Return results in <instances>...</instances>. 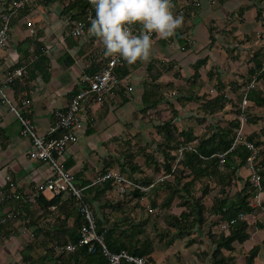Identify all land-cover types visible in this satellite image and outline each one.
Masks as SVG:
<instances>
[{
	"label": "trees",
	"instance_id": "16d2710c",
	"mask_svg": "<svg viewBox=\"0 0 264 264\" xmlns=\"http://www.w3.org/2000/svg\"><path fill=\"white\" fill-rule=\"evenodd\" d=\"M9 1L5 2V8L0 11V24L2 22L1 14L7 11ZM178 1L172 0L174 3H178ZM42 2H44V6H50L55 2H66L59 15L68 18L69 24L73 25L75 21H84L86 32L90 27L89 17H95V9L89 0H42ZM181 2V6L176 9V13H182L183 11L181 15L185 20L192 15V4L187 3L185 0H181ZM30 13L31 8L25 3L24 7L13 16L12 29L19 22L27 26L28 22L25 17ZM141 30L142 26L140 24L133 26V31L136 34H139ZM176 31V37L186 49L188 41L184 32L180 31V28ZM43 33L44 29L35 30L30 36L19 42L21 62L18 65L24 66L26 73L15 79L13 83V94L17 100L30 98L31 89L34 87L32 82L37 77L41 76L46 82L51 78V57L48 54L44 40L41 38ZM65 35V41L69 48L80 47L79 54L81 55L83 45L68 32ZM87 38L90 42L99 40L90 34H87ZM211 40L212 42L215 41L212 33ZM63 57L66 61H64L65 64L70 66L75 63V58L69 50L66 51V55ZM111 58L112 56L105 55L103 44L99 45L91 55L85 56L83 73L93 75L103 71ZM251 60L253 65L249 69V77L246 83L251 84L254 81L255 84L247 90V99L252 101L255 106L264 107V51L256 52ZM154 61L147 66V70L151 75L149 82L152 87L147 88L143 96L144 106L141 111L146 114L164 101H170L162 92V86L157 82L159 74H155V69L159 70V68L155 63L156 61ZM205 61L206 59L198 60L195 66V74L192 75L193 89L189 97L182 95L179 98L181 102H187L191 99L200 101L203 97L199 95L202 83H197V81L200 76L198 69ZM157 62L160 61L157 60ZM115 71L120 78L124 79V76L129 73V66L126 63L123 66L118 65ZM180 75L179 71L175 72L176 77ZM218 82L220 81L218 80ZM85 85L87 87V82H83V86ZM167 87L170 89L171 84L168 83ZM178 88L183 89L182 87ZM77 91L72 92L71 96ZM128 91L127 85L121 84L116 89V98L121 96L124 97L125 102L128 101ZM236 91L240 93L237 102H234L233 99H230L219 90L217 96L200 105L201 110L206 112V115L203 114L202 118H199V122L203 124L207 122L208 115L216 117L217 112L224 110L231 103L237 116L230 120L227 126H221L214 121H210L206 124L204 130L197 135L194 132V127L180 128L178 126L176 118L179 113L173 109L174 114L171 118L160 124H155L156 131L161 136V139L157 141V150L160 151L163 159L159 161L155 158L154 152H147L145 148L142 150V154L145 156V164L151 167L153 172L162 173V175H173V180L168 177L164 181L155 184L151 190V192L153 191L152 197L148 198L146 204L148 212L156 213L159 209L170 208L173 206L174 201L179 199V206L183 209L180 214H173L167 220V232L177 230L180 237L186 235L191 237L187 242L189 246L196 243L202 244L205 238H208L212 243L211 248L201 251L200 255L205 261L197 264L235 263V243H243L251 237V224L247 215L255 214L256 209L252 205V201L258 193L264 192V140H262L261 134L253 131L247 136V140L253 142L259 148L255 161L258 173L261 176L262 189L255 185L251 174L244 176L241 173L242 169L247 166V159L252 151L245 144H240L231 149L235 130L240 127L241 122L238 115L241 113L242 100L245 95L241 85L236 87ZM250 109L251 107L247 106V121L257 123L261 117L252 114ZM182 145L190 146V148L184 150V156L178 162L177 152ZM126 152H121V158H117L113 154L107 156L104 159L103 168L98 174L115 169L112 165L117 164L120 167L119 171L127 178L137 183L150 184L153 178L149 173H145L142 164L134 160L132 152H127V155ZM222 153H226L223 163L219 156ZM124 154L126 160L123 159ZM175 166L176 169H174ZM66 167L69 168V165L67 164ZM138 174L142 175L138 176ZM79 179L81 177H75V182L80 187H86L84 193L95 209L100 231L105 232L109 248L113 251L126 249L133 255L145 257L149 264H157L152 255L155 252L152 241L147 239L141 243L140 239L137 238L142 232L145 233V230L141 227L142 224H137L128 219L125 212L127 210L125 199L113 204L114 201L107 197L109 191L117 188L115 182L111 179L92 185L91 179L83 181ZM236 179L242 182V186L231 194L230 187L236 185ZM214 183L219 186V190L217 194L212 195L213 189L217 187L213 186ZM128 194L132 198L138 199L135 203L136 207H144L142 203L144 193L141 190L130 187L124 193L125 196H128ZM210 195L213 196V203L208 206L206 201L210 198ZM27 205L25 203V208ZM29 206V209L20 212L19 217L23 219L26 227L37 225V229L42 231L46 238L38 239L36 237L25 245L21 255L26 264H108V260L100 247H97L94 252H90L86 245H79L75 251L69 253L57 250V245L68 242L78 243L79 231L84 222L76 202L66 191L55 195L50 200L43 195L38 196L29 203ZM148 206L153 208L154 211H149ZM47 218L49 221L47 224H43L44 219ZM111 220H114V222L111 223ZM256 225L262 226L263 224L256 220ZM3 227L5 226L0 224V233ZM6 228L9 232L16 230V227L11 224ZM118 229L121 232L117 233ZM201 234L205 236L201 237ZM226 251L227 253H225ZM259 251L260 245H254L245 255L246 264H255ZM123 264L133 263L124 261Z\"/></svg>",
	"mask_w": 264,
	"mask_h": 264
},
{
	"label": "crops",
	"instance_id": "0c3cea01",
	"mask_svg": "<svg viewBox=\"0 0 264 264\" xmlns=\"http://www.w3.org/2000/svg\"><path fill=\"white\" fill-rule=\"evenodd\" d=\"M185 1L192 4V15L184 20L180 31L184 32L188 47L184 49V45L179 42L176 37L177 31L167 39L159 38L153 33L151 34L153 44L149 58L146 61L138 60L134 64H128L125 61L126 65L129 66V73L124 76V80L128 86L132 87L127 92L129 99L125 102L124 97L120 96L104 103L89 105L88 116L93 118V122L79 133L78 141L69 145L64 154L65 165H69L68 169L74 177H81L79 180L82 181L86 179L93 181L96 174L103 168V165L100 167L95 166L88 157L96 154L99 157V161L102 164L104 163V159L107 156L100 157L99 150L101 146L106 145V147H109L113 143L117 145V142L120 141L119 139L122 138L121 131L118 132L114 129L117 124L121 123L122 126L124 125L123 133L130 138L143 130V128L139 129L141 125L137 127L136 123H132L133 121L129 122L131 118L135 121L143 122V119H145L147 123H155L151 118L155 111H148L146 116L141 111L144 106L143 96L145 90L152 87L149 82L151 75L147 70L150 62L155 60L156 62H154L159 68V70L155 69V74H159L157 82L162 86V92L165 95H176L174 98L176 100H170V102L175 103V106L178 103L184 104V102L180 101L181 95L176 94L173 88H178L177 86H180V83L187 84L188 93L184 94L188 97L190 96L194 83L192 75L195 74V66L200 59H206L205 63L198 69L200 76L197 81V83H202L199 95L203 97L200 101L188 100L189 108L195 105L200 106L210 98L217 96L219 90L230 99H233L234 102H237V100L239 101L240 93H237L236 87L241 85L244 92L249 88L250 84L246 82L249 77V69L253 65L251 57L256 52L264 51V0ZM0 2L4 3V0H0ZM181 3V0L178 3L172 2L174 6L172 11L175 15L183 13V11L182 13H176V9L181 6ZM48 8L50 9V6ZM48 8L46 10L50 11ZM46 10L45 12H47ZM50 15V18L53 19L52 12H50ZM27 22L28 25L24 27L19 23L14 25L12 39L8 46L0 51L1 78L4 77L7 69L19 67L18 63L21 62V53L18 48L19 42L32 34L30 31L34 29L33 25H35V22H31L29 18ZM44 31L41 38L44 40L48 54L51 57V78L46 82L39 76L32 82L34 87L31 89V104L25 109L26 113L34 121L39 134L48 132L54 111L65 107L71 98L72 92L83 86L82 77L85 67L84 56L80 57L79 54L80 47L68 49L64 44L66 43V35L61 38L59 36L51 38L48 29L44 28ZM211 33L214 34V42L211 40ZM52 40L56 42L50 43ZM60 49L62 51L69 50L75 58V63L70 66L65 64V58L61 54L60 57L57 55ZM74 52H78L79 59ZM82 52L83 50L81 54ZM157 60L160 62H157ZM176 71L180 72L183 79L175 76ZM185 79L188 80L186 81ZM208 80H210L211 86L210 84L208 85ZM168 83L171 84V91L167 87ZM10 91L12 94V90ZM166 97L168 98V96ZM164 105L165 101L159 105V108H161L160 106L164 107ZM249 105L251 106L252 114L264 117V107L255 106L252 101H250ZM234 110L232 104L229 103L224 110L217 112V115L220 119H223V116L226 118L230 114H235ZM200 111L206 115V112L201 110V108ZM187 113L181 111L176 118L177 121H183ZM140 116L143 119L139 120L137 118ZM192 117L195 119L194 116ZM212 119L216 118L208 115L207 122L200 124V126L205 127ZM184 126L181 128H184ZM191 127H194V132L197 135L203 131L199 127ZM256 131L260 134V130ZM261 137L264 138L263 135ZM81 139L85 140L82 142ZM79 143L82 145H79ZM32 147L31 138L21 134V125L17 116L0 99V190L7 185V177H10L16 183L17 190L22 196L20 199L9 200L0 206V217L6 214L9 216V213L12 217L5 223L0 222L1 225L5 226L0 233V264H24L25 261L21 251L25 245L36 237L38 239L46 238L42 231L37 229V225L26 227L23 219L19 217L20 212L29 209V203L38 197L34 196L35 185L45 182L53 176V168L50 163L30 157L29 154ZM241 173L244 175L246 171ZM42 195L48 200L54 197L51 192H45ZM261 197L264 199V192H262ZM25 203L28 204L26 208L24 206ZM258 213L260 218L257 219L263 225L252 227L253 222L247 215L251 224V237L243 243H235L236 252L234 255L236 257L234 264H237V261L240 260L241 250L243 251L242 257L245 259V255L257 244L260 245V251L255 259V264H264V216H261L262 213L260 211ZM251 215L255 216L254 214ZM44 220L43 224H47L49 221L48 218ZM9 224L16 227V230L9 232L6 228ZM207 241H209L208 238H205L203 243ZM152 255L155 258L154 252ZM244 261L246 262V260Z\"/></svg>",
	"mask_w": 264,
	"mask_h": 264
},
{
	"label": "built area",
	"instance_id": "2783aa9c",
	"mask_svg": "<svg viewBox=\"0 0 264 264\" xmlns=\"http://www.w3.org/2000/svg\"><path fill=\"white\" fill-rule=\"evenodd\" d=\"M7 0H4V3ZM27 0H10L7 11L1 14L2 22L0 24V51L8 46L12 39L13 29L11 26L12 18L17 12L22 9ZM86 23L82 20L76 21L72 30V35L75 37L82 35ZM80 29V34L76 35L77 28ZM32 30L31 33H33ZM136 34V32H134ZM125 60L114 55L109 60L108 65L99 73L93 75L84 74L83 82H87L79 91L71 96L68 104L65 107L58 108L54 111L53 121L46 134H39L32 118L26 113L25 109L31 104L30 98L15 99L14 94L10 95L9 90L13 91V83L15 79L23 76L26 73L24 66L9 68L4 73V77H0V99L5 102L10 110L17 116L21 125V134L29 136L32 141V150L30 157L39 159L51 164L53 168V176L45 182H40L35 185L34 196H40L45 192H51L53 196L66 191L70 197L76 202L80 213L83 216L84 222L79 231L78 243L68 242L57 245V250L60 252H73L79 245L88 246L90 252H94L97 247H100L102 253L108 260V264H123L124 261L133 264H149L143 256L133 255L128 250L113 251L109 248L105 232L100 231L97 215L92 204L87 200L84 190L86 187H80L75 182L74 175L66 167L64 162V154L69 145L76 143L79 139V133L93 122V118L88 116L90 104L103 103L116 97V89L121 84H126L128 90L132 87L128 86L124 79L120 78L115 69L118 65L123 66ZM254 85V81L249 88ZM248 88V89H249ZM247 89V90H248ZM248 104L247 91L242 100L240 129L237 130L234 136L232 148H236L240 144H245L252 154L247 159V167L249 174L255 185L261 188V176L258 173L257 163L255 158L259 152V148L251 141L247 140L243 133V125L247 121L246 107ZM59 133V134H57ZM190 146L182 145L177 152V161L179 162L184 156V150ZM226 153L220 154L221 162H224ZM176 169V166L174 167ZM170 174L160 175L153 179L150 184L137 183L127 178L122 172L116 169H110L106 172L97 174L93 179V184L113 180L117 189L124 194L128 188H138L144 193V199H148L149 194L156 183L164 181L170 177ZM7 185L0 190V206L12 199H20L22 196L17 190L16 183L7 177ZM262 189V188H261ZM262 192L255 196L256 205H262ZM149 211H154L148 206ZM11 217L3 215L0 217V222L5 223Z\"/></svg>",
	"mask_w": 264,
	"mask_h": 264
},
{
	"label": "rangeland",
	"instance_id": "374dc122",
	"mask_svg": "<svg viewBox=\"0 0 264 264\" xmlns=\"http://www.w3.org/2000/svg\"><path fill=\"white\" fill-rule=\"evenodd\" d=\"M65 4H66V2H55V3L50 5V9H49L48 8L49 6H44V2H42V0H27L26 5H28L29 8H31V13L25 17V20L27 21V19L29 18L31 20V22H35V25H33L34 29H32V30L47 28L48 33H50L51 38L55 37V36H59L61 38L67 32L72 35V30L74 28V25L71 23L69 24L68 18L66 19V18L62 17L61 15H59L60 10L63 8V6ZM4 5H5V3L0 2V10H2L4 8ZM47 8L50 11H47L46 10ZM45 10L47 12H45ZM50 12L53 13V17H52L53 19L50 18V16H51ZM19 24H21L23 27L25 26V24L22 22H19ZM63 26H65V27H63ZM64 28H66V30H64ZM32 30L30 31V33L32 32ZM87 34H89L88 31L86 32V30H84V32L80 36L75 37L74 35H72L75 38H77L78 42H80L83 45V47H82L83 52L80 55V57L84 56L83 57L84 61H85V56L91 55L95 51V49H97V47L99 45H102V42L99 40H97L95 42H90L87 38ZM55 42H56L55 40L50 41V43H52V44ZM64 44L68 49H70L68 47L67 43H64ZM59 51L60 52L57 53L58 57H60V54L62 57L64 55H66V50L62 51L60 49ZM74 53H75V56L79 59L78 52L77 53L74 52ZM177 78L183 79V77L181 75ZM185 80L187 81L188 79H185ZM207 82H208V85L209 84H210V86L212 85L210 80H208ZM254 84H255V82H254ZM177 87L183 88L182 90L179 88H173V90L176 92V94H180L181 96L188 91L187 84L180 83V86H177ZM169 91H171V89H169ZM8 93L10 95H12L10 90L8 91ZM166 96H168L169 100H171V99H174L176 95L168 94ZM174 100H176V99H174ZM249 103H250V101L248 100L247 106L251 107L249 105ZM188 104H189V102L188 103L184 102V104L178 103L175 106V103L169 101V102H165L164 107L160 106L161 108H159V106H158L157 108L152 109L153 110L152 112H154V111L155 112L152 114L153 117H151V118H152V120L155 121V123L154 122H148L147 123L145 121V119H143L141 116H140L141 118L140 117H137V118L139 120L143 119V122L135 121L134 119L131 118L129 120V122L133 121L132 123L133 124L136 123L137 127L141 125L142 127L140 126L139 129L141 130L143 128V130L139 131V133H137L136 135H133L134 134L133 133L132 134L133 136H131L130 138H128V135L123 133L124 132V125L122 126L121 123L117 124L114 127V129L117 130L118 132L121 131L122 138L119 139L120 141L117 142V145H115L113 143L109 147H106V145L101 146V148L99 150L100 151L99 154H101L102 156L100 155V157L102 158L105 156H109L110 154H113V156L115 155L117 158H121L122 157L121 152H123V151L126 152V150H128L127 152H132V154H134V160L136 162H138L139 164H142L143 169H145V173H149L153 179L162 175V173L158 174V173L153 172L152 168L145 164V156H144V154H142V150H143V148H145V150L147 152H154L155 158L159 161L161 159H163L162 154L160 153V151L157 150V141L161 139V136L158 135L156 128H155V124H160L161 122H164L165 120H168L169 118H171L174 114L173 109L177 110L178 113L179 112L181 113V111L183 113L188 112L187 115L184 116L183 121L178 120L179 121L178 126L180 128L183 127V125H185L184 128L195 126L196 128H198V127L201 128L200 130H202V129L204 130L205 127L202 125L200 126L201 123L199 122V118H202V116H203L202 111H200V106L195 105L194 107L189 108ZM140 106H141V104H140ZM182 107H183V109H182ZM241 108H242V105H241ZM189 111H190V113H189ZM194 112L198 115H196ZM247 112L248 111H247V107H246V115H247ZM250 112L252 113V111H250ZM146 115L147 114L144 113V116H146ZM240 115L241 114L238 115V118L240 119V122H242ZM192 116H194L195 119ZM217 116L215 117L216 119H212L211 121L212 122L214 121L215 123L220 124L221 126L222 125L227 126L228 122L230 120L234 119L237 116V114H236V110H235V114H230L226 118H225V116H223V119H220L219 116L218 117ZM238 129H240V128H238ZM238 129H236L235 132H237ZM254 130L255 131L260 130L259 131L260 134L264 136V117H261V119L257 123H254V122L249 123V121H246V123L243 125L242 131L245 134L246 138ZM84 140L85 139H81L82 142ZM262 140H264V138H262ZM79 145H82V144L79 143ZM127 152H126V155H127ZM88 159L91 161L92 164H94L97 167H100L101 165H103L102 162L99 161V157H97L96 154H95V156L92 155V156L88 157ZM123 159H125V160L127 159V158H125V154H124ZM113 165H112V167H114L116 170H120V167L117 164H115L116 166L115 165L113 166ZM243 171H246V173H244L245 176L249 175V169L247 166L242 169V172ZM97 174H96V176H97ZM94 175H95V173H94ZM141 175L142 174H138V176H141ZM169 179L173 180V175L170 176ZM236 182L237 183L235 186L230 187V189H231L230 193L231 194H233L234 192L239 190L242 186L241 181L236 179ZM213 186H217L212 191V195H215L218 193L219 186L216 185L215 183L213 184ZM152 194H153V191L151 192L150 196L148 197L149 199L152 197ZM212 195H210V198H208L206 201L208 206H211L213 203V196ZM107 197L114 201L113 204H116L118 201L125 199V207L127 209V210H125V212L127 214L128 219L137 223V224H142L141 227L144 228V230H145L144 231L145 233L142 232V234L138 235L137 238L140 239L141 243L145 242V240H147V239L152 241V244L154 245L155 250H156V252H154L155 258H156L155 260H156V262L158 261V264H197V263H200L202 261H205V259L203 260V258L201 257L200 254H201V251L203 249L207 250V249L211 248L212 243L209 239H208L209 241H207L206 243H203L200 245H199V243H196L194 245L189 246L186 243L188 242L189 238H191V237H189L187 235L184 237H180L177 233V230H172V232H170V233L167 232V229H168L167 220L170 219V217L173 214H180V212L183 209L182 207L179 206V199H176L173 203V206L170 208H165L162 210L159 209V210H157L156 213L155 212L149 213L147 210V207H146V204L148 203L149 199H142V203L144 205L143 208L136 207L135 203L138 199L132 198L130 194H128V196H125L117 188L109 191L107 193ZM256 202L257 201L254 198L252 201V205L256 209L255 214H254L255 216L249 215L250 220L253 222L252 227H257L256 220H258L257 218H260L258 216L259 211L262 213L261 216H264V199H262V205H256ZM112 222H114V220H111V223ZM121 224H122V222H121ZM128 225H126V227H128ZM119 232H121L120 229H118L117 233H119ZM203 236H205V235L201 234V237H203ZM242 255H243V251L241 250L240 260L237 261V264H246V262L244 261L245 259H243ZM239 261H241V262H239ZM24 264H26V263L24 262Z\"/></svg>",
	"mask_w": 264,
	"mask_h": 264
},
{
	"label": "clouds",
	"instance_id": "9594fccd",
	"mask_svg": "<svg viewBox=\"0 0 264 264\" xmlns=\"http://www.w3.org/2000/svg\"><path fill=\"white\" fill-rule=\"evenodd\" d=\"M95 17H89L88 33L98 38L105 55L122 57L128 64L147 60L153 41L151 34L167 39L184 23L174 15L171 0H89ZM142 30L134 34L133 26ZM80 34L79 27L75 33Z\"/></svg>",
	"mask_w": 264,
	"mask_h": 264
}]
</instances>
